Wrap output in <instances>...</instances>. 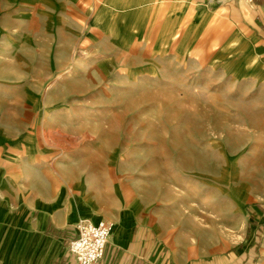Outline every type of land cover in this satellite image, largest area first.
<instances>
[{
    "label": "rangeland",
    "instance_id": "obj_1",
    "mask_svg": "<svg viewBox=\"0 0 264 264\" xmlns=\"http://www.w3.org/2000/svg\"><path fill=\"white\" fill-rule=\"evenodd\" d=\"M241 1L0 0L12 177L141 208L176 258L264 264V68Z\"/></svg>",
    "mask_w": 264,
    "mask_h": 264
},
{
    "label": "crops",
    "instance_id": "obj_2",
    "mask_svg": "<svg viewBox=\"0 0 264 264\" xmlns=\"http://www.w3.org/2000/svg\"><path fill=\"white\" fill-rule=\"evenodd\" d=\"M239 10L247 43L264 68V0H242ZM10 138L0 130V264H77L67 244L80 219L112 223L104 255L94 264H204L176 258L154 229L153 217L141 208L130 205L105 214L80 197L66 198L58 187L45 192L47 184L37 172L12 177L11 168L19 164L9 155L20 151L8 145ZM25 144L24 164L36 168V161L30 160L33 146Z\"/></svg>",
    "mask_w": 264,
    "mask_h": 264
},
{
    "label": "built area",
    "instance_id": "obj_3",
    "mask_svg": "<svg viewBox=\"0 0 264 264\" xmlns=\"http://www.w3.org/2000/svg\"><path fill=\"white\" fill-rule=\"evenodd\" d=\"M75 237L69 240L67 249L77 264H94L102 259L109 241L112 223L100 220L96 223L80 219L75 224Z\"/></svg>",
    "mask_w": 264,
    "mask_h": 264
}]
</instances>
